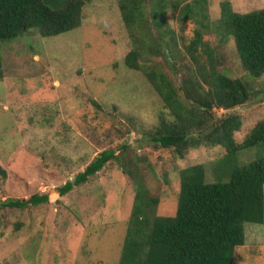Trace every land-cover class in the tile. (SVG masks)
<instances>
[{
  "label": "rangeland",
  "instance_id": "rangeland-1",
  "mask_svg": "<svg viewBox=\"0 0 264 264\" xmlns=\"http://www.w3.org/2000/svg\"><path fill=\"white\" fill-rule=\"evenodd\" d=\"M174 1L164 16L175 33L174 43L164 35L174 59L148 54L139 62L162 69L177 89L182 72L172 66H193L183 47L191 28L199 25L192 19L179 21L180 6L172 9ZM219 1L206 0L205 21L217 19ZM229 1L238 12L264 8V0ZM145 3L149 11L151 3ZM204 38L217 43L211 31ZM131 47L118 0L86 3L80 25L57 35L45 37L31 29L0 43V165L6 171L0 176V199L48 195L46 203L36 206L0 208V264H117L134 199V173L158 197V215L175 213L179 168L204 163L206 179L215 180L213 163L224 152L221 146L189 147L182 158L170 149L140 147L142 135L154 130L158 117L170 120L172 115L143 71L124 64ZM219 49L218 69L243 78L251 90L245 103L229 110L241 116L242 125L234 132L241 142L264 118V74H247L231 39ZM177 94L184 98L180 89ZM120 142L128 146L115 149L118 160L58 195L57 186L101 149ZM257 149L264 153V144L240 150L239 163L255 158ZM263 228L261 223L243 224L247 247L234 248L231 264H264Z\"/></svg>",
  "mask_w": 264,
  "mask_h": 264
},
{
  "label": "trees",
  "instance_id": "trees-1",
  "mask_svg": "<svg viewBox=\"0 0 264 264\" xmlns=\"http://www.w3.org/2000/svg\"><path fill=\"white\" fill-rule=\"evenodd\" d=\"M90 1L0 0V43L31 29L46 37L76 28L81 23L83 6ZM149 2L147 11L145 0H118L132 44L123 62L129 69L143 71L172 115L170 120L158 117L154 130L142 135L140 147L170 149L176 158L200 144L221 146L224 152L213 163V181L206 179L204 163L179 168L173 215L156 214L158 197L148 193L141 176L130 173L135 193L117 264H231L234 248L244 243L243 224L264 221V153L257 149V155L248 163L238 161L240 150L264 144V118L252 125L241 142L235 140L234 132L240 129L242 119L229 110L245 103L251 90L243 78L229 76L222 67L218 69L223 58L219 47L231 39L247 74L263 75L264 8L238 12L229 0H220L219 16L208 22L204 20L206 0H177L171 4L172 9L180 6L179 21L192 19L199 25L191 28L183 47L193 66H172L182 72L177 82L184 97L180 99L162 69L139 62L148 54L174 59L164 39L169 34L172 43L175 40L174 31L165 25L170 0ZM210 31L217 37L216 44L204 38ZM215 108L223 113L217 115ZM127 146L120 142L117 147L101 149L82 170L56 187L58 195L85 183L108 161L118 160L115 149ZM5 175L0 165V176ZM47 201L46 193H33L26 198L0 199V208H24Z\"/></svg>",
  "mask_w": 264,
  "mask_h": 264
},
{
  "label": "crops",
  "instance_id": "crops-1",
  "mask_svg": "<svg viewBox=\"0 0 264 264\" xmlns=\"http://www.w3.org/2000/svg\"><path fill=\"white\" fill-rule=\"evenodd\" d=\"M261 225H264V221L261 223ZM264 229V228H263ZM263 232H264V230H263ZM263 244H264V242L262 243V246H263ZM240 248H243V249H245L246 247H247V244H246V234L244 233V243L242 244V245H238ZM237 246V247H238ZM240 251L238 250V251H236V253H239ZM234 254V256H235V253H233ZM232 259H233V257H232ZM234 259H235V257H234Z\"/></svg>",
  "mask_w": 264,
  "mask_h": 264
},
{
  "label": "bare ground",
  "instance_id": "bare-ground-1",
  "mask_svg": "<svg viewBox=\"0 0 264 264\" xmlns=\"http://www.w3.org/2000/svg\"><path fill=\"white\" fill-rule=\"evenodd\" d=\"M221 16V15H220ZM197 164V163H196Z\"/></svg>",
  "mask_w": 264,
  "mask_h": 264
}]
</instances>
